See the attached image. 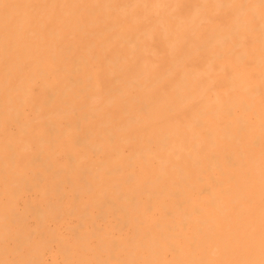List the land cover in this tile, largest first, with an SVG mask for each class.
Returning <instances> with one entry per match:
<instances>
[{"label": "bare ground", "instance_id": "6f19581e", "mask_svg": "<svg viewBox=\"0 0 264 264\" xmlns=\"http://www.w3.org/2000/svg\"><path fill=\"white\" fill-rule=\"evenodd\" d=\"M0 264H264V0H0Z\"/></svg>", "mask_w": 264, "mask_h": 264}]
</instances>
